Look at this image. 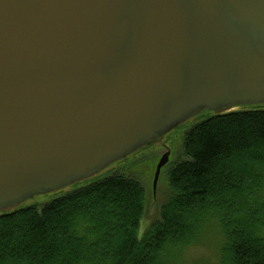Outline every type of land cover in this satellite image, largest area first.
<instances>
[{"label":"water","instance_id":"water-1","mask_svg":"<svg viewBox=\"0 0 264 264\" xmlns=\"http://www.w3.org/2000/svg\"><path fill=\"white\" fill-rule=\"evenodd\" d=\"M260 97L264 0H0V206Z\"/></svg>","mask_w":264,"mask_h":264},{"label":"trees","instance_id":"trees-1","mask_svg":"<svg viewBox=\"0 0 264 264\" xmlns=\"http://www.w3.org/2000/svg\"><path fill=\"white\" fill-rule=\"evenodd\" d=\"M185 142L161 216L143 236L145 187L112 173L0 213V264H176L211 225L225 238L221 264H264V107L213 113Z\"/></svg>","mask_w":264,"mask_h":264},{"label":"rangeland","instance_id":"rangeland-1","mask_svg":"<svg viewBox=\"0 0 264 264\" xmlns=\"http://www.w3.org/2000/svg\"><path fill=\"white\" fill-rule=\"evenodd\" d=\"M253 107H264V97L212 105L198 103L104 163L64 183L44 190H32L12 202L1 205L0 213L30 204L42 206L53 198L70 193L112 173H118L139 178L145 187V212L138 228L139 235L143 236L151 223L160 218L163 204L170 195L171 166L178 159L187 156L185 138L188 129L213 113ZM224 239L221 229L211 225L194 243L187 244L178 251L175 263L221 264L219 254Z\"/></svg>","mask_w":264,"mask_h":264}]
</instances>
